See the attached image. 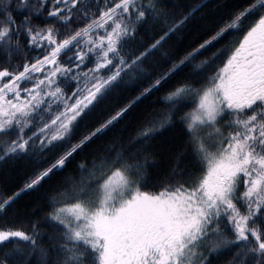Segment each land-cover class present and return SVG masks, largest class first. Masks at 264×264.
<instances>
[{"label": "snow or ice", "instance_id": "1", "mask_svg": "<svg viewBox=\"0 0 264 264\" xmlns=\"http://www.w3.org/2000/svg\"><path fill=\"white\" fill-rule=\"evenodd\" d=\"M0 264H264V0H0Z\"/></svg>", "mask_w": 264, "mask_h": 264}]
</instances>
